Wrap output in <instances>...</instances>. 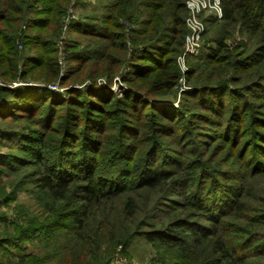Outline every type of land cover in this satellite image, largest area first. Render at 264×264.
<instances>
[{
  "label": "trees",
  "instance_id": "1",
  "mask_svg": "<svg viewBox=\"0 0 264 264\" xmlns=\"http://www.w3.org/2000/svg\"><path fill=\"white\" fill-rule=\"evenodd\" d=\"M70 2L0 0V144L10 142V147L14 145L18 150L0 152V249L7 253L12 245L17 250L0 264H110L116 248L124 250L138 236L181 258L186 254L190 259L197 257L195 249L201 245L206 260L213 255L226 260V264H237L252 256L254 253L245 247L251 245L250 240L233 243L229 234L234 231L225 223L220 225V217L232 216L229 208L237 212L243 208L240 187L225 186L218 193V169L205 158L184 163L178 155H170L163 162L157 154L151 165L143 164L136 174L133 170L127 173L117 164L118 155L147 149L118 136L113 156L118 160L106 165L111 169H102L97 159L102 145L94 142L99 141L97 135L109 118L119 117L125 127L131 120L124 116L136 111L139 117L132 127L129 125L133 128L147 121L176 122L179 113L187 112L184 105L155 103L174 100V90H164L163 84L177 76L174 56L181 52L187 32L184 0H111L101 22L73 21L69 30L91 38L93 46L66 51L69 63L62 74L54 57V42ZM221 7L222 17L212 20L217 24L210 37L214 47H207L208 53L201 51L193 56L191 77L187 76V80L201 98L209 90H227L239 95V100L249 95L243 88V76L258 68V75H264V0H221ZM141 13L144 18L140 20ZM119 18L131 25L129 39L133 44L127 70L120 75L125 87L117 96L110 87L120 60L108 48L125 49L124 40H117L125 26L118 22ZM236 24L240 32L255 39L251 53L246 54L245 41L235 46L241 48L239 51L229 48L227 41ZM66 45L64 40L63 46ZM219 69L227 75L225 78H219ZM230 74H235L231 77L234 88L226 81ZM101 75L106 77L105 83L98 82ZM36 79L47 85L57 81L65 87V95L31 84L13 85L17 80ZM188 111L191 115L184 122L179 121L180 126L198 122V115ZM232 113L231 105L220 111L222 117ZM156 117L159 119L154 122ZM18 120H23V126H1ZM258 126L257 146L264 148L260 130L264 125ZM86 128L92 131L87 133ZM49 134L60 137L50 145ZM133 136L136 141V134ZM196 144L193 141L190 148L199 152ZM125 145L128 149H124ZM158 149L156 143L149 152ZM248 152L246 149L242 157ZM24 167L30 169L21 173ZM2 169L21 175L4 186ZM167 188L179 192L181 200L174 199L167 208L160 209L158 200L168 198L163 194ZM135 189L150 194L156 191L157 197L142 209L128 197L116 212L105 210L118 195ZM18 191L28 193L27 202L32 206L27 210L29 204L20 205L22 216L10 219L4 207L17 198ZM138 211L142 217L137 218ZM197 214L209 223L194 221ZM24 242L31 244L21 245Z\"/></svg>",
  "mask_w": 264,
  "mask_h": 264
},
{
  "label": "rangeland",
  "instance_id": "2",
  "mask_svg": "<svg viewBox=\"0 0 264 264\" xmlns=\"http://www.w3.org/2000/svg\"><path fill=\"white\" fill-rule=\"evenodd\" d=\"M110 2L111 0H71L68 9L70 15L68 19L64 21L65 26L63 29L62 27L64 24L61 26L59 37L54 42L56 47V54L54 57L62 74L66 73L67 64L69 63L66 57V51L70 52L74 49L77 50L82 47L93 46V44L90 43L91 38L74 34L69 30L71 23H73V21H80L83 24H97L101 22V18L106 11L105 7ZM141 10L142 9L140 8L139 11ZM221 17L215 15L213 11L209 10H205L199 15V20H202L201 22L203 24V30L199 36L200 48L195 54L184 55V62L182 63L181 61L177 62V58L182 55V47L181 52L174 56V65L177 71L176 78L172 79L171 82H165L163 84L164 90H168V92L174 90V100H170L169 102L159 100L155 102L160 105H162V103H170L174 107H177L178 104L180 106L184 105V109H186L187 112H182V115L179 113L176 122L171 119H168L167 121L164 120V123L162 120L156 122L159 119L156 117L154 118L156 124L146 120L147 123H144L143 126L133 128L131 127L133 126L134 121L139 117V114L136 111H131L132 114L124 116L131 120V122L127 123L131 127L129 125H126L125 127L121 126L118 121L119 117L109 118L99 135H97L99 141L94 143H100V145H102V149L98 155L99 157L97 158L102 169H111V166L106 165H110L114 160L119 159L117 164H119L123 170H127V173L129 170H133V173L136 174L140 168L144 167L143 164H150L155 161V155L157 154L159 159L161 158L163 162L165 161V158L170 155H178V159H181L184 163L203 157L210 163V165H215L218 169L216 180L220 183L218 193H221V190L224 189L225 186L240 187V197H242L244 209L242 208L241 211L237 212L238 210L236 211L234 208H229L232 210L231 212H233L232 216L228 218L220 217V219H223L222 221H224H220V225L225 223V225L234 231V233L229 234V239L233 243L238 244L243 242L245 238L251 241V245L245 247L254 254L248 256L242 262L238 261L237 264H264V148H259V146H257L259 144L256 142L255 138L256 133H258V128L256 127H259V124L264 125V103L262 102L264 99V96L262 95L264 75H258L259 72H261L258 71L260 68H255L257 70L251 75L243 76V88L249 93V95L248 97L242 96L239 100V95L231 92L229 93L227 90L225 92H223V90H220L219 92L218 90H209V93L206 92L205 97L201 98L199 97L198 92L192 90L193 86L187 80V76L191 75L189 71L194 61L193 56L201 51L202 53H208L207 47H214V43L211 41L210 37H212V32H214V28L217 24L215 22L212 23V20H214L213 18L219 20ZM96 18H98L99 21L96 20ZM143 18L144 15L141 13L139 19L141 20ZM118 22L125 25L122 29V37L117 39L118 41L124 40L125 49L122 51L117 48H108V52L113 54L116 59L120 60L118 72L116 74L120 78L115 81L116 86L110 88L112 93L120 96L125 87V83L122 82L120 75H123L127 70L129 59L131 58L130 47L133 43H131L129 39V27L131 25H129L128 22L123 21L121 18H119ZM238 27L239 25L236 24L232 30V37L227 41L229 48L234 51H239L241 48L235 46L240 41H245V47L247 49L246 54L248 52L251 53L254 48L253 44L255 39L249 38L245 31L240 32ZM64 40L67 42L66 46H63ZM64 48L67 49L65 50ZM24 53H27V51L25 50ZM70 63L77 65V62L71 61ZM218 71H220L219 78H225L227 76L222 70L219 69ZM234 75H228V79L226 80L230 88H234V83L231 78L234 77ZM98 79L103 83L106 82V77L104 75L99 76ZM112 81L114 82V78ZM24 84L46 87L52 92L65 95L62 94L65 87H60L57 81L50 85L44 84L42 80L37 79L28 82L22 80L13 82V85ZM7 85L11 86L12 84ZM75 85L81 86L82 84ZM251 92L253 95H250ZM245 97L247 98L245 99ZM230 105L233 113L225 114L222 117L220 111H226L229 109ZM209 108L213 110H210ZM188 110H192L194 114L198 115V122L193 123V120L188 125L180 126L179 121H185L188 119L186 117L191 115ZM146 117L151 118L152 116L147 115ZM22 121L23 120H18L15 123H10L9 121L8 124L7 122L1 123V126L13 129L23 126ZM170 122L175 123L171 124ZM260 130L264 134V126H261ZM91 131V128H86L87 133ZM227 132H230V134L225 137ZM133 134H136V141H133ZM48 136V143L50 145L51 141L60 137L58 134H49ZM118 136H120V138L123 137L125 142L138 145L140 148L146 147V152L135 150V153H132L131 150H128L125 155L119 154L118 159L113 158L114 145ZM193 141L197 142L196 145L198 146L199 152H195L193 147L190 148ZM3 143L4 144H0V152L2 151L8 154L18 153V150L14 145L10 147V142ZM156 143L159 144L158 151L154 153L149 152V149L154 147ZM127 146L128 145H125L124 149H128ZM131 149H133V146ZM246 149L249 152L243 158L242 156ZM81 150L85 151L84 148ZM58 155L60 156V154ZM62 156L63 154L61 157ZM114 165H116V163H114ZM29 169L30 167H24L20 170L21 173H23ZM21 173L18 175L19 177ZM1 174L4 186H8L9 183L11 185L12 181H17L15 178H19L18 176H15L14 172H9L6 169H2ZM122 179L125 178L123 177ZM173 189L169 190L167 188L166 191H163V194H166L168 198L164 200L159 199V203L157 204L158 208H167L168 205H171V201L174 199L181 200L180 193ZM16 197V199L11 200L4 207V210L10 219L22 216V213L18 211L20 205L24 203L29 204L27 210L32 206L30 202H27L30 197L27 192L18 191ZM128 197L135 201L139 209H142V207L144 208V205H148L151 199L153 200L157 197V192L155 191L150 194L143 189L128 190L114 198L111 201V204L108 203L105 210H110L111 213L116 212ZM157 213L159 214V212ZM30 214L36 215V213ZM140 215L141 212L138 211L137 218H139ZM193 219H195L194 221H200L203 224L209 223L208 220L202 219L199 214ZM30 244L31 242L21 243V245L27 246ZM200 248L203 249L202 245L195 249L197 257L190 259L188 254H186V257L181 258L176 256L173 250V253H170L166 247H158L154 244L147 243L143 238L138 236L134 238L124 250L120 249V246H118L114 251V256L110 264L227 263L226 260L215 259L216 256L213 255H211L209 259L207 258V260L204 259V256L202 255L203 251ZM9 249L10 252L8 251L7 253L0 249V256L2 257L0 258L1 261L5 258H12L13 255L10 254L11 251L12 253H16L17 251L12 245H10ZM218 257L220 256L217 255V258Z\"/></svg>",
  "mask_w": 264,
  "mask_h": 264
},
{
  "label": "built area",
  "instance_id": "3",
  "mask_svg": "<svg viewBox=\"0 0 264 264\" xmlns=\"http://www.w3.org/2000/svg\"><path fill=\"white\" fill-rule=\"evenodd\" d=\"M184 4L186 8L184 24L187 28V32L184 36L182 55L177 58V62L181 61L182 63L184 62V55L195 54L200 48L199 36L203 30V24L201 22L202 20H199V15L205 10L213 11L215 15L219 17L222 15L221 0H184ZM69 13L70 12L64 16L63 24L64 21L68 19ZM64 26L65 24L62 29ZM119 78L120 77L117 75L114 76V82L110 88L116 86L115 81L119 80ZM98 82L103 83L100 80H98Z\"/></svg>",
  "mask_w": 264,
  "mask_h": 264
}]
</instances>
